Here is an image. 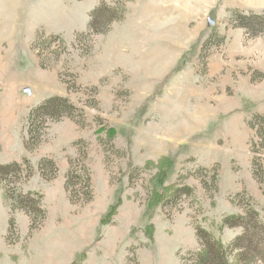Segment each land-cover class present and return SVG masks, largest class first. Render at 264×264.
<instances>
[{
  "label": "rangeland",
  "instance_id": "374dc122",
  "mask_svg": "<svg viewBox=\"0 0 264 264\" xmlns=\"http://www.w3.org/2000/svg\"><path fill=\"white\" fill-rule=\"evenodd\" d=\"M249 12L264 0H0V264H196L200 230L229 245L227 217L264 223Z\"/></svg>",
  "mask_w": 264,
  "mask_h": 264
},
{
  "label": "trees",
  "instance_id": "16d2710c",
  "mask_svg": "<svg viewBox=\"0 0 264 264\" xmlns=\"http://www.w3.org/2000/svg\"><path fill=\"white\" fill-rule=\"evenodd\" d=\"M237 27L243 28L252 36H257L264 32V12L262 13H239L234 16ZM114 136V130H110ZM148 167L155 166L157 173L155 174L154 191L151 194L149 211L158 205L165 203L167 195L173 189L171 186H164L169 171L174 166V161L170 157L159 159L157 164L148 162ZM10 167V166H9ZM5 167L3 169H8ZM14 167H19L14 165ZM2 180L0 179V184ZM159 187L161 191H159ZM159 189V190H158ZM5 198L11 200L8 192H5ZM21 199H23L21 197ZM15 202V208H24L23 202ZM121 202V201H120ZM119 202V204H120ZM119 205L110 208L107 214L102 218V223H108L117 213ZM26 210V209H25ZM256 212L247 214L246 216H231L224 220L223 225L226 227H243L244 233L236 237L229 245H224L217 240L212 234L200 230L198 237L203 243V248L194 254L196 264H264V223L258 222L256 218H251ZM151 228V227H150Z\"/></svg>",
  "mask_w": 264,
  "mask_h": 264
},
{
  "label": "water",
  "instance_id": "95a60500",
  "mask_svg": "<svg viewBox=\"0 0 264 264\" xmlns=\"http://www.w3.org/2000/svg\"><path fill=\"white\" fill-rule=\"evenodd\" d=\"M210 25H212L213 23L210 21V23H209ZM28 92V91H27Z\"/></svg>",
  "mask_w": 264,
  "mask_h": 264
}]
</instances>
